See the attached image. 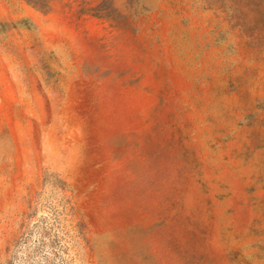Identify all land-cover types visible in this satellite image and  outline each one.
I'll return each mask as SVG.
<instances>
[{
	"label": "rangeland",
	"instance_id": "rangeland-1",
	"mask_svg": "<svg viewBox=\"0 0 264 264\" xmlns=\"http://www.w3.org/2000/svg\"><path fill=\"white\" fill-rule=\"evenodd\" d=\"M264 264V0H0V264Z\"/></svg>",
	"mask_w": 264,
	"mask_h": 264
},
{
	"label": "trees",
	"instance_id": "trees-1",
	"mask_svg": "<svg viewBox=\"0 0 264 264\" xmlns=\"http://www.w3.org/2000/svg\"><path fill=\"white\" fill-rule=\"evenodd\" d=\"M46 233L34 242L25 241L27 249L23 251L15 264H57L56 253L53 251L51 243L46 240ZM62 264V263H59Z\"/></svg>",
	"mask_w": 264,
	"mask_h": 264
}]
</instances>
